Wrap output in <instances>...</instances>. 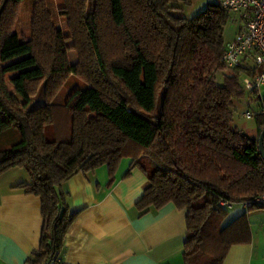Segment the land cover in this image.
Instances as JSON below:
<instances>
[{"label":"trees","instance_id":"1","mask_svg":"<svg viewBox=\"0 0 264 264\" xmlns=\"http://www.w3.org/2000/svg\"><path fill=\"white\" fill-rule=\"evenodd\" d=\"M21 1L0 0V136L17 131L0 145V175L23 169L28 182L15 187L40 199V243L27 263L61 250L74 218L63 183L105 165L109 185L128 157L125 174L138 167L146 177L138 213L169 202L184 209V264H221L232 244L249 238L245 211L259 207L226 221L218 199L264 192L257 139L232 123L244 94L238 76L248 70L232 68L221 85L213 80L225 69L229 12L218 2L186 17L174 11L190 0H61L63 35L46 1L33 0L31 36L19 40L13 25ZM68 74L88 86L51 103ZM40 82L44 102L26 108ZM254 118L259 133L264 117Z\"/></svg>","mask_w":264,"mask_h":264},{"label":"crops","instance_id":"2","mask_svg":"<svg viewBox=\"0 0 264 264\" xmlns=\"http://www.w3.org/2000/svg\"><path fill=\"white\" fill-rule=\"evenodd\" d=\"M234 18L235 31L224 37V44L243 26L240 13ZM243 96L234 101L237 112L243 106ZM252 104L256 109L257 103ZM255 115L261 114L252 117ZM244 133L254 138L258 135ZM129 163L128 157L120 160L109 185L105 165L78 172L63 183L74 218L63 236L60 264H184L185 210L169 202L139 214L135 203L146 177L138 167L125 174ZM21 182H28L21 168L0 175V264H28L27 258L40 243V199L15 187ZM232 208L227 209V216ZM244 211L242 207L235 210L229 220ZM245 212L249 238L232 244L221 264H264V208Z\"/></svg>","mask_w":264,"mask_h":264},{"label":"built area","instance_id":"3","mask_svg":"<svg viewBox=\"0 0 264 264\" xmlns=\"http://www.w3.org/2000/svg\"><path fill=\"white\" fill-rule=\"evenodd\" d=\"M219 5L228 12L240 13L244 19L241 30L224 45L220 57L221 64L227 68H246L247 74L238 76L241 88L249 93L242 115L250 118L254 114L264 116V99L258 93L264 85V0H217ZM256 102L257 108L251 109L250 104ZM264 126V123H263ZM218 206L228 209L239 204L243 209L251 207L264 208V192L260 195L233 202L223 198L218 199ZM41 264H60L58 254L45 259Z\"/></svg>","mask_w":264,"mask_h":264},{"label":"rangeland","instance_id":"4","mask_svg":"<svg viewBox=\"0 0 264 264\" xmlns=\"http://www.w3.org/2000/svg\"><path fill=\"white\" fill-rule=\"evenodd\" d=\"M47 3V6L49 10L51 11L53 18H54V26L58 28L63 35H68L69 30L66 26L65 18L60 16L58 14V8L61 5V0H45ZM213 0H190V3H180L181 10L180 11H174L175 14H183V15H189L192 16L196 14L197 12L201 11L207 3L211 2ZM32 4L33 0H22L20 4L18 5L16 19L13 25V30L17 34L19 40H25L29 39L31 36V29H30V19H31V13H32ZM235 13L229 12V18L224 26V37H229L234 33L235 29ZM67 44H70V40H67ZM68 59L71 63H74L77 60V55L74 50H69L67 52ZM13 73H9L8 76H11ZM227 74V70H217L213 75V80L216 84L221 85L223 83V77ZM43 86L44 82H40L35 90V92L31 95V98L29 102L26 104V108H32L39 104H42L44 102V95H43ZM88 86V83L81 78L78 75L75 74H68L63 79L61 85L58 87L56 92L51 96L49 99L51 103L54 104H63L67 98V96L70 94L71 91L74 89H83ZM8 89L13 92L12 87L9 82H7ZM14 93V92H13ZM259 96H261L264 99V85L261 86L258 90ZM14 95L18 98V100L21 101L19 96L14 93ZM243 106L239 107L240 110H238V114L234 116L233 118V124L238 126V128L243 127V132L257 135L256 130V124L253 117L245 118L242 116V112L245 109H249L246 106V101L248 100L249 93L244 92L243 94ZM252 98V97H251ZM255 103V102H253ZM250 108L253 109L254 106L251 103ZM241 126V127H240ZM11 132H6L5 134L0 136V145L1 146H7L13 142L14 138L17 136V131L15 128H11ZM263 148H264V139H263ZM241 206L239 204L233 205V208L228 210V216L226 220H229L232 217V214H234V211L237 209H240Z\"/></svg>","mask_w":264,"mask_h":264},{"label":"water","instance_id":"5","mask_svg":"<svg viewBox=\"0 0 264 264\" xmlns=\"http://www.w3.org/2000/svg\"><path fill=\"white\" fill-rule=\"evenodd\" d=\"M256 139H257L258 152H259V155H260V157L264 163V148H263L264 126H262V128L260 129Z\"/></svg>","mask_w":264,"mask_h":264}]
</instances>
